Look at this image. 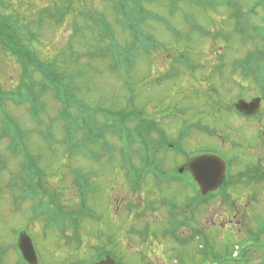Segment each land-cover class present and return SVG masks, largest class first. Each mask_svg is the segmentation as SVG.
<instances>
[{"label":"rangeland","instance_id":"obj_1","mask_svg":"<svg viewBox=\"0 0 264 264\" xmlns=\"http://www.w3.org/2000/svg\"><path fill=\"white\" fill-rule=\"evenodd\" d=\"M0 1V13L16 17L10 27L19 39L37 35L29 47L64 74L75 97L71 103H79L66 112L75 120L68 129L59 116L65 105L51 89L41 97L38 120L31 117L29 102L17 104L12 96L0 109V264H20L14 245L24 231L38 264L91 262L102 254L101 260L112 256L117 264H264V232L254 240L264 225V183L249 169L264 161L257 131L264 126V100L260 125L244 122L231 105L262 98L254 76H244L242 62L250 57L254 62L264 52L256 33L264 28V0H139L145 13L138 17L116 13L125 0ZM126 1L130 8L137 4ZM62 10V22L47 13L60 16ZM26 70L0 43V96L32 85ZM32 77L40 84L41 75ZM135 110L141 113L131 117L158 124L168 147L181 143L184 157L173 150L156 152L152 145H161L159 134L148 139V129H140L136 120L125 124L128 139L115 114ZM7 118L24 136L17 155L9 150L11 136L3 133ZM82 120L91 124L89 131L75 130ZM103 123L122 138L101 131ZM234 141L237 147L227 150ZM141 143L148 144L149 154ZM201 148L239 161L229 170L234 183L226 197L201 202L199 194L192 210L187 202L193 191L162 178ZM142 160L163 168L165 175L152 170L154 175L131 177ZM30 162L43 173L50 192L46 201L53 198L74 213L84 203L91 211L79 230V249L69 240L71 230L66 238L53 224L47 227V206L33 210L32 202L20 200L22 171Z\"/></svg>","mask_w":264,"mask_h":264},{"label":"trees","instance_id":"obj_2","mask_svg":"<svg viewBox=\"0 0 264 264\" xmlns=\"http://www.w3.org/2000/svg\"><path fill=\"white\" fill-rule=\"evenodd\" d=\"M136 1H137V4H135V7L130 8V7H128L129 2L126 5L127 1L125 0L123 7L120 6V9L118 7L116 8V13H118L119 16H121V14H122V16H124V15L129 16V15L134 14L135 17L144 15V13H145L144 7L142 5H140L139 0H136ZM3 2L0 1V6L2 8L4 7ZM5 8H7V7H5ZM47 13H49L50 17H52V19H54L55 21L62 22V20L64 19L63 17H65L64 15L66 14V10H62L63 14H61L60 16L50 13V11H47ZM54 16H57V17L54 18ZM15 18L16 17L4 16L3 14L0 13V43L2 44L3 48L10 53L11 56L16 58V60H18L19 62H21L23 64L24 70H26L28 67L33 68V72L26 70V73H25V76L30 78V80H31L30 82H32L33 86L28 85L26 83V84H23V86H21L20 92L18 94H14V95L13 94H4V95L0 96V109L3 108L5 101L10 99V97L12 96V99L17 104L29 102L30 103V108H29L30 115L33 119L38 120L39 114L44 110V105L41 102V97L44 93V90L51 89L55 93L56 97H58L63 102V104L65 105L59 116H62V119H64V121L67 122V129H68V128H70L69 124L73 123V121H75V120L71 119V116L69 115V113H66V112L69 110L70 107L73 106L72 104H74L75 106H78V104H79V103H75V102L71 103V101H70L71 100L70 98L75 99L74 94L71 92L72 88H71V86H68V84L66 82H64V80H65L64 74L62 72H60L59 69H57L54 66L55 65L54 63L53 64H47L44 61L42 62L41 58L38 55L36 56L33 53L34 51L29 47V45L34 42L33 41L34 38H37V35H35V33L31 32L28 35L24 36V37L29 38V39H26V38L19 39L18 38L20 35H19L17 29L15 28V26L13 25L14 30L12 29V27H10V24H12V22L15 21ZM61 18H63V19L61 20ZM259 32L264 33V28H262V27L256 28L257 37L259 36V38L264 40V36L259 34ZM255 55L257 56V54H255ZM242 63H244V65H245V67H244L245 71H243L244 76H251V75L254 76L255 80H257V83H258L260 90H261L262 97L264 99V52L260 53L258 55V59L255 60L254 62H253L252 57H250L249 59H246V61H244ZM237 66H238V63H237ZM33 74H37V75L42 76L40 84L35 83V81L33 80V77H32ZM36 85L39 87V91L33 90L34 86H36ZM232 108H233V105H232ZM133 113L136 114L135 111L132 113H129V114H127L125 112L115 114V116H117L115 118H116L118 124L122 125V127L124 129L123 131L125 134H127L128 139L131 138V136H129V134H130L129 130L127 131L125 128V124L128 121L129 122L130 121L135 122V120L138 121L139 128L142 129L145 127L144 130H146V127L150 128V129H152L154 127L153 124H151V126H149V125L143 126V124H146L144 122V120H142L140 118H134L133 116L131 117V114H133ZM81 116H82V114H81ZM39 121H40V119H39ZM66 122H65V124H66ZM86 122L84 123L82 120V124H81L82 126H78V128L76 127L77 129L75 128V130H80L81 128L86 130V128H87V131H89L88 127H90L91 124L88 123L86 125ZM4 123H5V126L3 128L4 129L3 133L11 136L12 142H11V145L9 146L10 147L9 149L14 153L15 148H17V145L20 144L21 147L24 146V143H23L24 136H23V133H20L18 131V128L16 126L17 124L15 123V121L7 118L4 120ZM14 130H15V132H14ZM108 130L112 131L113 133L119 135L120 138H122V135H120L115 130V128L113 126L111 128H109L108 126H106L103 123L101 125V131L108 132ZM139 131L140 130L138 129L136 133L138 134ZM16 132H18V133H16ZM149 132H150V130H149ZM149 132H148V134H149ZM140 137H143V136H141V134H140ZM88 138H89L88 141H92V139L90 137H88ZM95 141H100V140H95ZM128 141H130V140H128ZM103 144L105 147H107L106 141H104ZM141 144H142L143 149H144V147H146V150L143 151L144 154H146V151H147V154H149L150 150H149L148 144H146V143L145 144L141 143ZM25 152H26V148H25ZM18 153H21V152L18 151ZM14 154H16V153H14ZM145 159H147V157ZM30 165H32L31 162L28 165V167L25 166L24 170L22 171V176L24 175L25 179H24V186H23V188L21 187L22 190L20 189V195H21L19 197L20 200H22V202H25V201L32 202L31 208L33 210H38L42 206H47L48 207L46 209L47 211L46 210L43 211V213L46 211V214H47V217H46L47 227H51V226H49L50 223L53 224V227L60 230L61 233L63 234V236L66 238L68 236L67 230H71L72 233L70 235H72V237L69 240H74L77 244V248L79 249L82 246L81 238L79 236V230L81 229V227L83 225V220L87 216L92 215L91 211H89V208L83 202H82L83 204H81L80 210L77 213H74L72 211L65 210L63 205H58L57 203H59V202H57L56 200H53V198L46 201L45 196H47L48 193H50V192L45 188V185L42 183L41 178L43 176V173L38 168H36L37 170H35L34 168L32 169L30 167ZM26 171H27V174L29 175L27 178H26L27 174L26 175L24 174V173H26ZM81 185H82V183H80V186ZM80 191L82 194L84 193L82 188H80ZM83 201L86 202V200H84V199H83ZM55 202H57V203H55ZM66 222H68V225L65 224ZM68 243H70V241ZM104 257L105 256L102 254V255L94 258V259L92 258L93 260L91 262L86 261V262H82V263H78V264H92L95 261L101 260Z\"/></svg>","mask_w":264,"mask_h":264},{"label":"flooded vegetation","instance_id":"obj_3","mask_svg":"<svg viewBox=\"0 0 264 264\" xmlns=\"http://www.w3.org/2000/svg\"><path fill=\"white\" fill-rule=\"evenodd\" d=\"M135 113L139 114V113H141V111H137L136 110ZM261 114H262V103H261V109H260L259 113H257V116L252 117V118H249V117H246V116H243V115H240V116H242L241 119H243V121L246 122L247 124L249 122L252 123L253 121L254 122H257V124H259L260 123L259 120H260ZM142 120H144V119H142ZM144 122L146 123V126L147 125L151 126V124H153L154 127L151 130H150V128H147V127H146V129H148V132L150 130L151 133H157V134H159V138L161 139V143H160L161 145H158V146L157 145L156 146L155 145H152L154 147V150L156 152H158V153H161L162 151H165L166 150L167 139H166L165 136H163V134L161 133V131L158 129V124L155 121H152V120H144ZM257 128H258L257 131L259 132V137L261 138V152H262L261 155L264 156V126L263 127H257ZM201 131H204V130H201ZM150 132H149V134H146L145 135L148 139H149L150 134H151ZM204 132H206V130ZM214 135L218 136L219 138H224L221 135H218L217 133H214ZM146 142L148 143V140ZM237 145L238 144L235 143V141L234 142H229L230 149L227 148V150H233L234 148L237 147ZM167 147H168V145H167ZM173 148L177 150V153H175L176 156H180L181 158L184 157L183 156L184 154L182 152L183 147H181V143H178L177 142V145L176 146H171L170 149H173ZM219 150L224 151L226 149L223 150V147H222V148H219ZM219 154H220L219 151L216 150V149H213V148H201V149H199L194 154V156H192V158L191 157H189V158L186 157L184 159L185 162L182 163L180 165V167L178 166V167H176L177 169H175L174 171L168 173L169 177L166 178V179L169 182H173V180H176L174 182H176V183H179V182L180 183H183V184H180V185H184L187 189H189L190 191H193V193L189 197L190 198L189 201L187 202V204L189 205V207L192 210H196V208L198 206V203L199 202H198V197L197 196L199 195V193L201 194V189H199L200 187H199L196 179H194L195 177H194V175L192 173V170L190 168V165L194 161H196L198 158H200L201 156H205V155H216V156L221 157ZM221 158L224 160L225 165H226L225 166L226 167V174H225V176L227 177V179L224 176L223 182L220 185V187H218L219 189L216 191V194L210 193L207 196L201 197V202L210 201L215 196H218V195H221L222 197L225 198L226 197L227 189L230 186H232L230 184L234 183L230 179L229 170L233 169L234 168L233 167L234 164L239 161L238 157L237 156H234L232 158H229L228 160L224 159L223 157H221ZM147 159H148V156H147ZM147 162L146 161H143V166H145V167H142L141 170H137V171H139V173L141 172L142 175H145V176L146 175H154L153 174V171H152V170H154L155 172L160 171V173L162 175L163 174L165 175L166 170H163V168H162V170H159L157 168V165L156 164L147 163ZM149 165H152L155 168L154 167H151L150 168ZM249 167H250L249 169L252 170L254 172V174L256 173V175H255L256 176V179H260L264 183V179L261 178L262 176H264V161L263 160L262 161L260 160L259 162H257L254 165H249ZM128 171H129V173L131 172L130 169H128ZM194 206H196V207H194ZM258 239H259V237L257 238V240Z\"/></svg>","mask_w":264,"mask_h":264},{"label":"water","instance_id":"obj_4","mask_svg":"<svg viewBox=\"0 0 264 264\" xmlns=\"http://www.w3.org/2000/svg\"><path fill=\"white\" fill-rule=\"evenodd\" d=\"M261 105V99L256 98L250 102L244 100L238 101L235 108L238 112L247 116H255L258 113ZM225 163L218 156L205 155L194 161L190 168L194 175V179L198 182L203 195H207L220 186L225 175ZM18 248L28 264H38V257L32 242L27 234H22L18 241ZM97 264H116L111 258L107 257L105 260Z\"/></svg>","mask_w":264,"mask_h":264}]
</instances>
